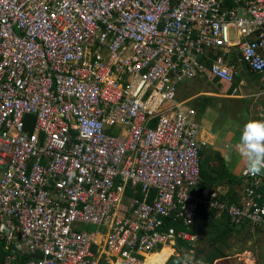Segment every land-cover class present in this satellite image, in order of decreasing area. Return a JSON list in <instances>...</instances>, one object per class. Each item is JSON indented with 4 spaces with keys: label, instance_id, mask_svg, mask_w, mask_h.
I'll return each mask as SVG.
<instances>
[{
    "label": "built area",
    "instance_id": "1",
    "mask_svg": "<svg viewBox=\"0 0 264 264\" xmlns=\"http://www.w3.org/2000/svg\"><path fill=\"white\" fill-rule=\"evenodd\" d=\"M244 69L264 76V0H0V264H143L194 247L201 207L264 230V173L202 188L178 97Z\"/></svg>",
    "mask_w": 264,
    "mask_h": 264
},
{
    "label": "rangeland",
    "instance_id": "2",
    "mask_svg": "<svg viewBox=\"0 0 264 264\" xmlns=\"http://www.w3.org/2000/svg\"><path fill=\"white\" fill-rule=\"evenodd\" d=\"M230 38L231 40L236 38L234 29L230 30ZM252 79L253 77H248L247 82L245 78L246 83H241L239 80L237 85L239 84L240 87L237 92L233 94V91H229L231 96H228L223 94L221 84L210 83L205 78L204 87L198 91L200 94L191 99L192 102H188L195 111V118L200 125L207 129L212 121V127L215 130L231 128L241 134L247 120L264 118V97L262 95L264 93H261L262 88L258 86L257 78L254 81L255 85L253 84V87L250 85ZM185 83L187 80L181 86ZM194 92L184 87L179 91L178 97L185 100L190 98ZM209 108L211 109L207 110ZM232 136L239 140L234 130ZM227 187H230L228 183ZM201 219L202 222L197 230L199 238L196 245L177 248L180 252H189L194 255L196 264H264V230L249 224L233 226V235L228 239V246L224 247L225 255L209 262L211 255L217 251L214 239L230 224L224 216L214 213H207ZM84 227L91 228L89 225H84ZM191 248L193 251H190ZM167 251L169 252L168 249Z\"/></svg>",
    "mask_w": 264,
    "mask_h": 264
},
{
    "label": "crops",
    "instance_id": "3",
    "mask_svg": "<svg viewBox=\"0 0 264 264\" xmlns=\"http://www.w3.org/2000/svg\"><path fill=\"white\" fill-rule=\"evenodd\" d=\"M248 77L249 78L253 77V79L251 80L252 84L250 83V85L252 87L255 85L254 81H256L255 79L257 78V80L259 81L258 86L262 88L261 93H264V76H262L260 74L258 75L254 72H251L249 70L244 69L237 76L235 82H238L240 80L241 83H246V81L247 82L249 81ZM205 78L210 83L221 84L220 82H218V80H215L210 75L209 76H203V77H196L194 79H189V80H187V83H185L184 85L181 86V84L184 83V81H183L179 85L178 94H179V91L184 87L190 89L191 91L193 90L195 92L192 93L193 95L190 98H187L185 100H183V99L182 100L179 99V100L184 101L187 105H189L188 102L189 101L192 102L193 100L191 101V99H194V97H196L197 94H200V92H198V91L204 87V82H205L204 79ZM245 78L247 79L246 81L244 80ZM224 86L226 88L228 86V83L222 84V88L224 91L223 94L231 96L229 94V92H226V89L224 88ZM236 87H240L239 84L236 85ZM201 92H203V91H201ZM262 95L264 97V94H262ZM210 109L211 108H209L207 110H210ZM233 130L238 134V137L240 139L241 134L238 133L235 129L222 128V129L215 130V128L212 127V121H211V123H209L207 129L203 128L201 125V136L208 141V145L203 150L204 155H202V159H203V157L210 156L212 159L211 163L216 164L217 160L215 159V154H220L221 157L223 158V162L225 164V170L229 173L235 174L238 177L242 178V175L246 171V161L238 153L237 145L239 143V140L236 137L232 136ZM209 186L218 187L223 192H226L229 189V187H227V183L224 181H222V182L216 181V182L210 184ZM238 189H240V188H237V190ZM164 247H169V246H164Z\"/></svg>",
    "mask_w": 264,
    "mask_h": 264
},
{
    "label": "trees",
    "instance_id": "4",
    "mask_svg": "<svg viewBox=\"0 0 264 264\" xmlns=\"http://www.w3.org/2000/svg\"><path fill=\"white\" fill-rule=\"evenodd\" d=\"M214 79L218 80V82H220L221 85L224 83L220 81L218 78H214ZM236 83L238 82H234L231 84L228 83V86L226 88L224 86V88L226 89V92H229V91L232 92L234 87H236L237 85ZM202 155H204V152H202ZM215 159L217 160V163L212 164L211 163L212 159L210 156L203 157L202 163H201V187L202 188L207 187L216 181H221V182L224 181L228 183L230 186L229 189L225 192V196L228 197L231 201H238L239 197H238L237 188H240L243 185V178L238 177L237 175L229 173L225 170V164L220 154H215ZM207 213L211 214L214 212L208 211L204 207H201L199 209L197 220L195 224L191 227V230L193 232L198 230V227L202 222L201 218L204 217ZM221 216H224L230 225L225 227L214 239L217 251L211 255L209 262H212L213 260L225 255L224 247L228 246V239L233 235V226H238L232 223L226 215H221ZM246 224L247 223H244L242 225H246ZM172 225H174L177 229L185 228L184 224L178 223V222H175ZM1 245H2V242H0V256L2 253ZM179 246L191 247L187 242L183 240L178 241V245L176 246V253H174L175 251L174 248L166 247L170 252V257L167 259L166 264H174V261L176 260V258L184 253V252H180L179 250H177Z\"/></svg>",
    "mask_w": 264,
    "mask_h": 264
},
{
    "label": "clouds",
    "instance_id": "5",
    "mask_svg": "<svg viewBox=\"0 0 264 264\" xmlns=\"http://www.w3.org/2000/svg\"><path fill=\"white\" fill-rule=\"evenodd\" d=\"M89 131L96 130L95 122H88ZM238 153L246 161V175L256 176L264 173V118L249 119L242 128ZM174 264H196L190 254H182Z\"/></svg>",
    "mask_w": 264,
    "mask_h": 264
},
{
    "label": "bare ground",
    "instance_id": "6",
    "mask_svg": "<svg viewBox=\"0 0 264 264\" xmlns=\"http://www.w3.org/2000/svg\"><path fill=\"white\" fill-rule=\"evenodd\" d=\"M170 246V245H166ZM172 247V246H171ZM166 248V247H164ZM170 253L167 251V249H161L158 252H154L152 254H148L143 264H165Z\"/></svg>",
    "mask_w": 264,
    "mask_h": 264
}]
</instances>
